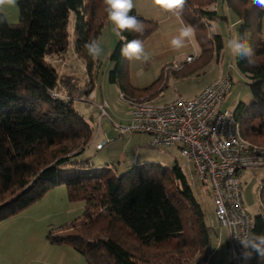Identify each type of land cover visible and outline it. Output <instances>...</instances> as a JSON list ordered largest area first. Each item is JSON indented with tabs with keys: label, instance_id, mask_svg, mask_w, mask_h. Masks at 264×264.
<instances>
[{
	"label": "trees",
	"instance_id": "obj_1",
	"mask_svg": "<svg viewBox=\"0 0 264 264\" xmlns=\"http://www.w3.org/2000/svg\"><path fill=\"white\" fill-rule=\"evenodd\" d=\"M222 1L238 17V35L250 32L256 49L255 67L235 57L237 69L248 79L253 104L240 103L234 114L242 137L264 146V8L253 0ZM218 2L186 0L181 16L194 28L200 47V52L191 55V63L221 56L222 37L207 32L210 21L226 19L213 8ZM17 5V24L0 13V222L63 184L69 201L84 202L85 210L68 224L50 227L47 240L51 245L72 247L86 264L206 263L212 229L177 162L171 167L140 164L116 176L112 169L85 158L95 131L73 102L90 100L94 90L97 62L84 45L99 39L106 25L103 0H17ZM130 15L143 21L144 32L124 35L144 43L158 24L134 9ZM71 41L89 74L85 88L78 87L74 77L61 76L56 67ZM121 46L119 41L112 52L116 65L111 82L127 101H153L163 92L167 78L163 75L143 89L132 87L126 69L129 60L121 55ZM104 104L97 105L100 114L99 105ZM106 110L109 118L101 119L109 120L119 133L108 104ZM260 198L262 212L254 217L257 234L264 233V185ZM249 264H264V258L253 252Z\"/></svg>",
	"mask_w": 264,
	"mask_h": 264
},
{
	"label": "rangeland",
	"instance_id": "obj_2",
	"mask_svg": "<svg viewBox=\"0 0 264 264\" xmlns=\"http://www.w3.org/2000/svg\"><path fill=\"white\" fill-rule=\"evenodd\" d=\"M213 8H215L221 16L226 17V19L210 21V25L207 26L208 36L215 33L222 37L224 48L221 52L220 61L217 62L216 56H214L211 62H196L195 71L184 77L175 78L173 74H170L163 92L158 94L154 100L156 105H163L178 98L191 100L198 96L209 82L225 77L229 73H231L234 84L223 101L222 110L227 109L235 113L240 103H244L248 106L253 104V97L249 88L248 79L239 72L235 63V56L232 55L230 49L226 46V42L229 39L238 36V17L222 0H219ZM0 13H3L12 24H17L19 22L17 3L14 6H6L4 9L0 10ZM112 28L113 25L107 20L98 39L101 42L103 53L95 60L97 65L93 71L95 80L93 95H91V97L89 96L90 100H75L73 102L74 109L93 127L95 137L102 135L100 142L105 141L107 143L103 149L97 150L96 144L93 142L92 145L87 148L85 158L91 157L92 163L112 169L116 176H121L132 169V167L140 164L154 163L164 167H171L177 162L189 179L193 192L199 200L205 214L206 223L212 229V253L210 251L209 259L206 263L199 261L198 264H231V254L228 253L226 245L223 244L220 249H218L220 246H217L218 239L222 238L225 230L218 224L210 195L206 193L208 191L205 187L196 183L197 180L193 174L194 166L190 161L182 157L180 145L152 148L150 147L152 143L151 137L140 133H127L119 136V133H117L109 120L101 119V114L97 109V105L105 102L108 104V111L116 125L127 127L131 121L132 107L127 101L121 99L119 86L112 83L110 79L111 72L115 69L116 65L115 61L111 59V56L119 42V38L112 32ZM72 41L64 60L57 62L56 67L61 72V76L74 77L77 86L85 88L89 82V74L84 60L76 56ZM195 45L197 51L200 52L197 41H195ZM146 52L148 51L146 50ZM194 53L195 51H193V54ZM149 57H151V55ZM150 59L151 58H149L147 62L136 60L128 61V67L126 66V69L129 75V83L132 87L143 88L158 78L159 69L156 65H153ZM144 63H147L149 66L145 67ZM241 181L243 184V200L245 207L250 214L255 217L262 212L260 191L264 185V167L246 170ZM59 191H62V194ZM50 193L55 194L50 196ZM33 205H36L35 208H32L34 207ZM33 205H31L32 207L30 206L32 209L29 207L31 210L27 208L22 211L24 214L30 213L32 215L30 221H27L29 229L26 233L29 236H33L24 239H16L12 242V245H14L17 250H20L19 252L21 255H24L26 252L28 257L30 254H33L36 258L41 257L42 260L48 259L54 262V255L50 253V250L58 248L55 247L56 245H51L47 240L50 227L55 229L81 217L85 210V203L82 201H69L67 188L62 184L52 188L44 197ZM74 208L77 210H72ZM68 210L71 211V213H69ZM5 221L0 222V227ZM41 238L43 240L42 243ZM67 261H69V257ZM195 262L196 260H192L190 264H195ZM233 264H249V259H245L244 256H241L240 263L235 261Z\"/></svg>",
	"mask_w": 264,
	"mask_h": 264
},
{
	"label": "built area",
	"instance_id": "obj_3",
	"mask_svg": "<svg viewBox=\"0 0 264 264\" xmlns=\"http://www.w3.org/2000/svg\"><path fill=\"white\" fill-rule=\"evenodd\" d=\"M193 56L186 58L187 63ZM233 86L227 75L216 79L191 100L178 98L156 105L153 101H127L131 121L118 126L120 135L145 134L155 147L180 145L182 157L194 166L196 179L208 186L220 227L228 231L231 264L240 263L244 248L238 238L254 233V217L243 201L241 176L251 168L264 167V146L245 140L235 114L222 110ZM101 117L109 118L107 104L99 105ZM106 142L97 144L102 149Z\"/></svg>",
	"mask_w": 264,
	"mask_h": 264
},
{
	"label": "crops",
	"instance_id": "obj_4",
	"mask_svg": "<svg viewBox=\"0 0 264 264\" xmlns=\"http://www.w3.org/2000/svg\"><path fill=\"white\" fill-rule=\"evenodd\" d=\"M134 5H135L134 10H136L137 13H139L141 16H143L147 20L154 21L158 24L157 30L147 39V41L144 42V45H145V50H147L149 53V56L151 55L150 61L153 63V65H156L157 68L159 69V74H158V78L154 82H152L151 84H147L143 88L153 85L163 75L167 78L165 80L166 85H167V81H168L170 74H173L175 78H180V77L187 76L191 74L192 72H194L196 69L195 68L196 62L187 63L186 58L188 56L193 55V51H195V53L196 52L198 53L196 49V45H195V41H196L195 32H194L193 38L189 42H187L186 46L183 47L182 49L173 50L170 47V40L172 39V37L178 34L181 27L188 25L186 20L182 16L176 17L172 15L171 13H167L161 10L153 3V0H134ZM216 60L217 62H219L220 57L216 58ZM144 64H145V67L149 66L147 63H144ZM213 81L209 82L207 86L211 84ZM143 88H140V89H143ZM91 95H93V93ZM155 98L153 99V102ZM101 139H102V135L95 137L93 142L97 145ZM196 183L198 185H201L202 187H205L208 191L206 193L210 195L208 186L206 187L202 185L198 180ZM59 192H61L62 194V191H59ZM52 194H55V193H50L49 195L53 196ZM211 201H212V198H211ZM35 206L34 207L31 206V207L35 208ZM30 208L29 210L32 209ZM75 209L76 208L72 210H75ZM68 212L71 213V211L69 210ZM23 214L24 212H22L21 214L15 217L10 218L9 220H6L5 223L1 225L0 227V264H86V262H84L85 259L80 254H78L72 247L68 245L55 246L58 249L50 250V253H53L52 255H54V258H53L54 262L53 260L49 261L48 259L42 260L41 257L36 258L33 254H30V256L28 257L26 252L24 255H21L19 252L20 250H17L14 247V245H12V242L15 241L16 239H24V238L33 236V235L29 236L26 233L27 230L29 229V225L27 224V221H30V218L32 215L30 213L29 214L25 213L24 215ZM222 229L225 230V233H223L222 235V238H221L222 240L218 239L217 246H220L218 248L220 249L222 248L223 244H225L228 253H230L228 231L225 228H222ZM42 242L43 240L41 238V243ZM209 251H211L212 253L211 248ZM68 257H69V261H67Z\"/></svg>",
	"mask_w": 264,
	"mask_h": 264
},
{
	"label": "clouds",
	"instance_id": "obj_5",
	"mask_svg": "<svg viewBox=\"0 0 264 264\" xmlns=\"http://www.w3.org/2000/svg\"><path fill=\"white\" fill-rule=\"evenodd\" d=\"M16 3L17 0H0V10L6 6H14ZM103 3L107 19L113 25L112 32L122 42L121 55L130 61L147 62L150 57L145 50L143 41L138 38L128 40L127 36L124 35L125 32L140 35L144 32L143 21L136 15H130L135 7L134 0H103ZM153 3L161 10L180 17L186 0H153ZM253 3L260 8H264V0H253ZM0 22H3V18H0ZM193 36L194 28L190 25H185L180 28L178 34L172 37L170 47L173 50L182 49ZM250 41L251 33L246 31L242 35L229 39L226 42V46L230 49L233 56L244 59L249 66L255 67L256 49ZM84 48L93 60L98 59L103 53L101 42L98 39H90L85 43ZM238 239L244 248L243 256L245 259H250L253 252L264 258V233H250L244 238Z\"/></svg>",
	"mask_w": 264,
	"mask_h": 264
}]
</instances>
